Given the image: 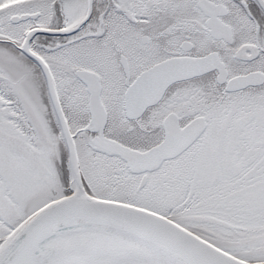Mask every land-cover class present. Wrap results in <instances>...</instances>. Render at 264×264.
Wrapping results in <instances>:
<instances>
[{
	"label": "snow or ice",
	"instance_id": "obj_1",
	"mask_svg": "<svg viewBox=\"0 0 264 264\" xmlns=\"http://www.w3.org/2000/svg\"><path fill=\"white\" fill-rule=\"evenodd\" d=\"M0 264H264V0H0Z\"/></svg>",
	"mask_w": 264,
	"mask_h": 264
}]
</instances>
